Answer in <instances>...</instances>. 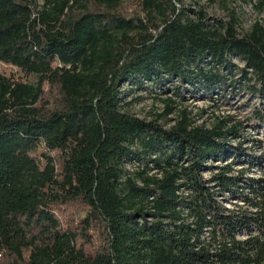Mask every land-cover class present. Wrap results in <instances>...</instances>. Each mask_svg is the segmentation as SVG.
<instances>
[{
    "label": "trees",
    "instance_id": "1",
    "mask_svg": "<svg viewBox=\"0 0 264 264\" xmlns=\"http://www.w3.org/2000/svg\"><path fill=\"white\" fill-rule=\"evenodd\" d=\"M235 22L183 0H0V63L34 80L0 74V264H264V178L246 176L264 158L243 125L182 111L165 128L123 103L124 85L246 94L264 130V24ZM226 157L248 170L214 173Z\"/></svg>",
    "mask_w": 264,
    "mask_h": 264
},
{
    "label": "rangeland",
    "instance_id": "2",
    "mask_svg": "<svg viewBox=\"0 0 264 264\" xmlns=\"http://www.w3.org/2000/svg\"><path fill=\"white\" fill-rule=\"evenodd\" d=\"M39 4L41 0H35ZM261 0H215L214 2H207L206 0H183L185 7H191L197 10L202 8L207 17L211 20L219 19L229 21L232 17L236 20V30L238 34L246 33L254 23L264 24V10L258 11L259 2ZM232 62L242 68L244 64L236 58ZM0 74L20 82H33L31 76L21 73L17 68L0 63ZM129 85H124L123 90L126 95L123 103L129 102L130 105L125 107V111L141 120L156 121L157 124L163 125L165 128L171 127L175 123V118L178 112H186L189 114L191 124L193 127L201 126L204 129H211L218 121L226 119L227 125L241 123L243 125L242 138L239 139L242 147L247 149V153L254 157L264 158V146L259 141L264 136V130H256L246 123V116L250 113L252 104L258 105L260 100L255 96L249 97L246 94H240L230 99L229 102L224 103L219 100L217 95H213V99L204 97L201 93L196 92L189 94L184 92L183 97L174 96L171 92V87L168 86L169 91H162L159 89H138L131 91ZM236 92V91H235ZM175 102L174 112L170 115L163 116L167 103ZM248 101V102H247ZM244 102L248 105L243 106ZM260 110L264 113V105H261ZM163 116V117H162ZM235 143V142H234ZM233 143V144H234ZM210 166L214 165L213 172H218V167L226 164H233V173L248 170L249 166L246 164L233 163L229 157L223 161L214 163L209 162ZM128 168H132L129 166ZM211 172H203L202 177L205 180L210 179ZM248 178L262 179L264 178V167H254L252 170L246 172ZM222 204L229 209H236L237 207L246 206L239 200H222ZM65 214L66 219L77 221V213L80 208H69Z\"/></svg>",
    "mask_w": 264,
    "mask_h": 264
}]
</instances>
